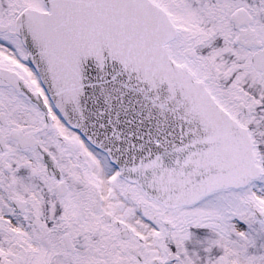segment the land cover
Listing matches in <instances>:
<instances>
[{
    "label": "snow or ice",
    "instance_id": "obj_1",
    "mask_svg": "<svg viewBox=\"0 0 264 264\" xmlns=\"http://www.w3.org/2000/svg\"><path fill=\"white\" fill-rule=\"evenodd\" d=\"M0 264H264V0H0Z\"/></svg>",
    "mask_w": 264,
    "mask_h": 264
}]
</instances>
